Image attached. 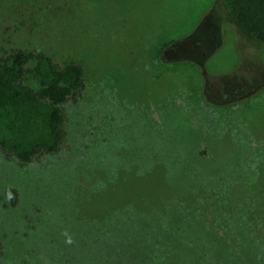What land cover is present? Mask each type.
<instances>
[{
    "label": "rangeland",
    "instance_id": "rangeland-1",
    "mask_svg": "<svg viewBox=\"0 0 264 264\" xmlns=\"http://www.w3.org/2000/svg\"><path fill=\"white\" fill-rule=\"evenodd\" d=\"M239 26L224 0H0V56L85 69L57 151L0 149V264H264V43Z\"/></svg>",
    "mask_w": 264,
    "mask_h": 264
},
{
    "label": "trees",
    "instance_id": "trees-1",
    "mask_svg": "<svg viewBox=\"0 0 264 264\" xmlns=\"http://www.w3.org/2000/svg\"><path fill=\"white\" fill-rule=\"evenodd\" d=\"M224 1L239 27L264 43V0ZM31 61L39 82L36 89L25 82ZM84 86L85 69L78 62L60 65L42 52L21 48L0 56V93L8 97L0 102V149L25 162L57 151L65 135L62 105ZM9 193L14 203L17 192Z\"/></svg>",
    "mask_w": 264,
    "mask_h": 264
},
{
    "label": "clouds",
    "instance_id": "clouds-1",
    "mask_svg": "<svg viewBox=\"0 0 264 264\" xmlns=\"http://www.w3.org/2000/svg\"><path fill=\"white\" fill-rule=\"evenodd\" d=\"M12 198H13V197H12L11 193H9V195H8V200L10 201ZM67 242H68V243H71L72 241H71V239H69Z\"/></svg>",
    "mask_w": 264,
    "mask_h": 264
}]
</instances>
